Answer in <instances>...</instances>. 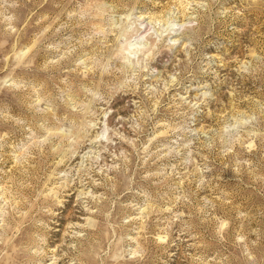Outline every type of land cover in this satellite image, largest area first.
Instances as JSON below:
<instances>
[{
  "label": "rangeland",
  "instance_id": "1",
  "mask_svg": "<svg viewBox=\"0 0 264 264\" xmlns=\"http://www.w3.org/2000/svg\"><path fill=\"white\" fill-rule=\"evenodd\" d=\"M0 264H264V0H0Z\"/></svg>",
  "mask_w": 264,
  "mask_h": 264
}]
</instances>
